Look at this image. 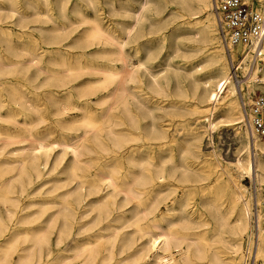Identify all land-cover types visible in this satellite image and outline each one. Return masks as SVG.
<instances>
[{
    "label": "bare ground",
    "instance_id": "1",
    "mask_svg": "<svg viewBox=\"0 0 264 264\" xmlns=\"http://www.w3.org/2000/svg\"><path fill=\"white\" fill-rule=\"evenodd\" d=\"M6 1L0 202L8 219L0 212V264H241L251 231L241 179L264 187V157L253 159L244 137L233 162L238 176L227 166L228 181L221 174L206 188L212 172L201 165L203 138L219 123L237 135L246 124L211 0H181L180 27L192 46L173 72L155 70L159 47L149 37L160 30L143 26L157 0H141L136 10L111 0L109 14L123 10L129 24L106 22L97 0H85L92 15L82 0ZM259 71L242 88L264 91V65ZM254 147L264 153V139ZM45 179L53 190L36 199L31 188ZM51 206L47 221L32 226ZM256 259L264 264V221Z\"/></svg>",
    "mask_w": 264,
    "mask_h": 264
},
{
    "label": "rangeland",
    "instance_id": "2",
    "mask_svg": "<svg viewBox=\"0 0 264 264\" xmlns=\"http://www.w3.org/2000/svg\"><path fill=\"white\" fill-rule=\"evenodd\" d=\"M46 1H48V3L54 2L53 0H40L39 2H40V4L44 5V3ZM110 1L111 0H97V3H99L101 5V14H102L101 17H103L105 19V21L108 23H110L112 21H116V22H120V23H124V24L131 23L132 18L130 16H127V14L123 10H120L118 13H116L115 16H112L111 14H109L108 3ZM250 1L253 2L256 7L257 6L259 7V5L263 2V1L259 2L261 0H250ZM113 2H115V6H117L118 9L120 8V5H122L125 7L133 6L134 10H136L140 5L141 0H113ZM4 3L6 4L8 2L6 0H4ZM71 3H72V1L69 3V6H71ZM80 4L82 6H84L87 14L92 15L94 13L93 8L90 7L85 0H82V2H80ZM176 8H178V9H176ZM31 12H33V11H31ZM181 14H182L181 0H157L156 4L154 3L150 7V9L147 12H145V15L147 17V20H145V22L143 24L145 30H149L151 25L154 26V30H153L154 34H155V31L157 32L158 30H160L159 34L152 35L149 37L150 40L152 41L150 46L154 45L152 47H159V50H158L159 55H157V60L155 61V64L158 68L155 70L167 69V70H169V72H173L172 71L174 69L173 67H184L186 62L188 61L186 56L189 55L190 47L192 46V42H191L192 36L187 33V30L185 28L180 27L182 24L181 23L182 19L179 18ZM209 14L210 15L212 14L211 17L214 16V19L216 20V17H215L213 10L209 11ZM70 15L74 18H78V16L76 14H71V12H70ZM154 20H155V22H154ZM111 24L115 26L114 23H111ZM216 27H217V22H216ZM15 32H17V30H15ZM75 33L77 34V32H75ZM75 33L73 35H75ZM218 38H219L218 42L220 41L218 44L222 45L221 47H223L222 49H224V55L227 59H229L228 63L230 64V58H231L230 54L224 48L223 44L221 43V39H220L219 35H218ZM157 39H161V40L158 42ZM43 47L45 49L49 48V49L53 50L52 46L44 45ZM95 48L97 49V47H93V48H88L86 51H84L87 53L86 54L87 57H90L96 51ZM73 52L75 54H79L82 51L80 49H75ZM238 56H236V52H234L232 54V58L234 59V61H240L241 60V57L240 56L238 57ZM195 61H197V59H195L193 62H195ZM226 62H227V60H226ZM244 68L246 69L245 65L243 66L242 71L239 72L238 80H242L245 83V81L248 78V75H247L246 71L244 70ZM5 80H6V78L3 79V81H5ZM14 81L18 82L19 79L16 78V79H14ZM234 84L238 90V93H239L238 98L240 100V104L242 105V98H241L242 96L240 95L241 94L240 90H241L243 84L241 85V88L237 84L236 80L234 81ZM242 89L244 90L243 94H244L245 101L247 100V98H249L253 95L264 94V91L260 88L256 89L255 91H252V92L248 91L246 86H244V88H242ZM238 127H240V128H238ZM236 128H238V132H240L239 135L236 134L235 128L226 127L224 124L219 123L214 132H210L208 135H205V137L203 138L202 149H203L204 157L201 161V163H202L201 165L207 169H210L212 172L211 182L206 186L207 189L212 184H214V182L216 181V179L218 178L219 175L223 174V169L226 168L227 166H228L227 171H229L230 173H232L236 177L238 176V174L234 168L233 162L236 159L237 150L239 148H241V146H242V141L244 140V137H247L248 140L250 141V147L253 145L251 147V149H252L251 150V152H252L251 156L253 157V159H255L256 157L263 156V154H264L263 152H261L260 150H257L254 147V142H256V140L261 139V138H259V137H255L254 139L252 138V136L250 135V132H249V127H248L247 121H246V124L244 123L240 126H236ZM214 152H215V154H214ZM219 161H221V163ZM217 165H220V167H216ZM45 181H47V180L46 179L43 181L40 180V181L36 182L34 184V186H32V188H31L32 191H34V190L38 191L35 194L36 199H41L44 197L47 198L49 192L51 190H53V188H52L53 184H49V185L44 186L43 183ZM220 181L224 185V183H226L228 181V176L226 174H223ZM241 182L247 189V196H248V199L250 200L251 209H252L253 205L256 202H258V200H260V204H261V202L263 204L264 187L261 188V186L257 182H254L251 178H248L247 176H244L241 179ZM65 190H66V188H61L58 191H56L55 195L58 196ZM177 194H180V195L182 194L181 188L178 189ZM260 198H262V199H260ZM50 200H53V199L50 198ZM26 201H27V195H24L23 203ZM195 201L199 203L198 195L195 196ZM54 211H55V209H52V206H51V209L46 210L45 214L42 216L41 219H37V216H35L34 217L35 222L31 225L35 226V227L38 225H43L47 221L48 215L52 214ZM0 212H1L2 216H4V218L8 219L6 214H5V208L3 207V204L1 202H0ZM248 236L249 235H246L244 237V240H243L244 246H243L242 256L244 255L245 260L243 259V262H241V264H263V261L261 259H256L254 262L252 259L251 263L248 262L249 261L248 255L246 253V243H247ZM55 240H56L55 235H53L52 240H51L52 246H53L52 250L54 251V255H58L59 253H63V252L62 251L60 252L59 248L54 246ZM1 241H3V240H1ZM1 241H0V244L3 243ZM64 246L65 245H62L61 248L64 249Z\"/></svg>",
    "mask_w": 264,
    "mask_h": 264
},
{
    "label": "built area",
    "instance_id": "3",
    "mask_svg": "<svg viewBox=\"0 0 264 264\" xmlns=\"http://www.w3.org/2000/svg\"><path fill=\"white\" fill-rule=\"evenodd\" d=\"M211 4L217 20V31L221 43L231 57L230 67L233 72V80H236L241 88L244 81L238 80V78L244 65L248 76L256 66H259V74L263 70L264 0L259 7H256L250 0H211ZM234 52H236V56L241 57L240 61H234L232 58ZM246 58L247 60L244 62ZM240 92L250 135L253 139L255 137L264 139V94L253 95L245 101L244 90L241 89ZM250 220L251 232L246 243L249 263L252 259L253 262L256 260V250L264 221V201L262 205L257 202L253 205Z\"/></svg>",
    "mask_w": 264,
    "mask_h": 264
}]
</instances>
